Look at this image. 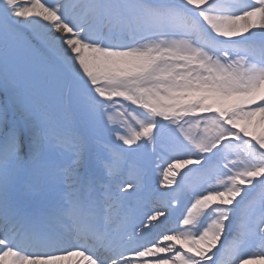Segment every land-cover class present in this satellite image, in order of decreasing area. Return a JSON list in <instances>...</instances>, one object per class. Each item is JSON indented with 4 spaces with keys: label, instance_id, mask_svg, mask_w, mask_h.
I'll return each instance as SVG.
<instances>
[{
    "label": "snow or ice",
    "instance_id": "obj_1",
    "mask_svg": "<svg viewBox=\"0 0 264 264\" xmlns=\"http://www.w3.org/2000/svg\"><path fill=\"white\" fill-rule=\"evenodd\" d=\"M83 262L264 264V0H0V264Z\"/></svg>",
    "mask_w": 264,
    "mask_h": 264
},
{
    "label": "bare ground",
    "instance_id": "obj_2",
    "mask_svg": "<svg viewBox=\"0 0 264 264\" xmlns=\"http://www.w3.org/2000/svg\"><path fill=\"white\" fill-rule=\"evenodd\" d=\"M75 259H79V258H75ZM83 264H86V262H83Z\"/></svg>",
    "mask_w": 264,
    "mask_h": 264
}]
</instances>
